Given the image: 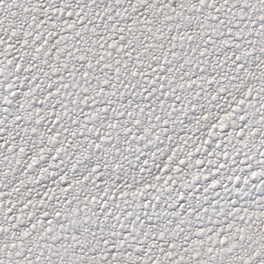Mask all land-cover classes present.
<instances>
[{
  "label": "snow or ice",
  "instance_id": "6c2138e0",
  "mask_svg": "<svg viewBox=\"0 0 264 264\" xmlns=\"http://www.w3.org/2000/svg\"><path fill=\"white\" fill-rule=\"evenodd\" d=\"M0 264H264V0H0Z\"/></svg>",
  "mask_w": 264,
  "mask_h": 264
}]
</instances>
